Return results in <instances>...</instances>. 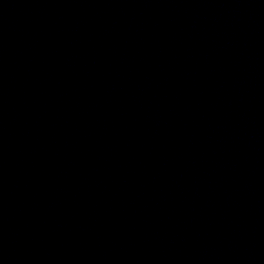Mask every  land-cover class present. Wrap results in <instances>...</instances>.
Segmentation results:
<instances>
[{
    "label": "water",
    "instance_id": "water-1",
    "mask_svg": "<svg viewBox=\"0 0 264 264\" xmlns=\"http://www.w3.org/2000/svg\"><path fill=\"white\" fill-rule=\"evenodd\" d=\"M0 264H264V0H0Z\"/></svg>",
    "mask_w": 264,
    "mask_h": 264
}]
</instances>
